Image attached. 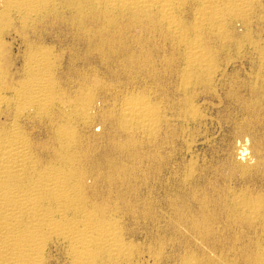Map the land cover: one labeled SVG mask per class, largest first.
Listing matches in <instances>:
<instances>
[{
  "label": "bare ground",
  "instance_id": "obj_1",
  "mask_svg": "<svg viewBox=\"0 0 264 264\" xmlns=\"http://www.w3.org/2000/svg\"><path fill=\"white\" fill-rule=\"evenodd\" d=\"M60 257L264 264V0H0V264Z\"/></svg>",
  "mask_w": 264,
  "mask_h": 264
},
{
  "label": "rangeland",
  "instance_id": "obj_2",
  "mask_svg": "<svg viewBox=\"0 0 264 264\" xmlns=\"http://www.w3.org/2000/svg\"><path fill=\"white\" fill-rule=\"evenodd\" d=\"M15 44V45H14ZM19 49H20V45H19V43L17 42V41H15L14 43H13V53L14 54H18V51H19ZM140 89V88H139ZM210 108V107H209ZM207 108V109H205L204 110V113H206L207 115H209L210 117H215V119H213L212 118V122L210 123V124H208L207 126H205V127H203L202 128V130H201V135H210V136H219L218 134L220 133V135L221 134H223V131H221V129H220V126H221V123L219 122L220 121V119H221V115L219 114V112H217L218 111V109L216 110V107H214V108ZM214 112V113H213ZM218 117H219V119H218ZM218 120V122H217V120ZM213 121H215V122H213ZM214 123V124H213ZM218 123H220V125L218 124ZM219 126V127H218ZM206 131V133H204ZM211 131V132H210ZM213 132V133H212ZM204 133V134H203ZM198 149H200V148H198ZM143 191V190H142ZM143 219H141L140 221L138 220V221H136V220H134L135 221V223H134V221H131V222H129L130 223V225H129V227H131L132 225H134V228L136 227V228H138V229H136V230H138L139 231V235H138V241H140V243L142 244V242H145V243H143L142 245H145V246H142V250H141V254H140V256H137V257H139L140 259H143L144 257H146L145 259H143L144 261L148 258V253H146L145 251H147L148 250V247L150 246V241H148V240H146L145 239V230L146 229H150V231H152V230H154L155 232L157 231V230H155V229H157L158 228V226L156 227V226H154L153 224H152V222H151V220H147V219H144L143 221H146V224H145V222L143 223V221H142ZM140 222V223H139ZM128 223V224H129ZM134 223V224H133ZM150 225V228H149V225ZM139 225V226H138ZM142 225H144V226H142ZM148 225V226H147ZM146 226H147V228H146ZM142 227V228H141ZM144 227V228H143ZM151 227H152V229H151ZM133 228V227H132ZM146 228V229H145ZM160 228V227H159ZM142 229H143V231H142ZM141 231V232H140ZM142 233H143V236H144V238H143V236H142ZM142 240V241H141ZM146 242H148V243H146ZM148 246V247H147ZM144 247V248H143ZM165 249H167V250H169L170 251V246H167V247H165ZM165 252H166V250H164ZM168 252V251H167ZM144 253H146V255L144 254ZM142 254H144V255H142ZM138 258V259H139ZM59 259H61L60 260V262L58 261V263L57 264H65V262H64V259L63 258H59ZM63 259V260H62ZM63 263H62V262ZM148 264H151V263H148Z\"/></svg>",
  "mask_w": 264,
  "mask_h": 264
}]
</instances>
